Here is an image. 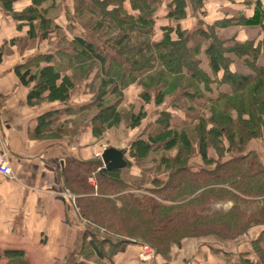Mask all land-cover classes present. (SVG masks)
Instances as JSON below:
<instances>
[{
  "label": "trees",
  "instance_id": "trees-1",
  "mask_svg": "<svg viewBox=\"0 0 264 264\" xmlns=\"http://www.w3.org/2000/svg\"><path fill=\"white\" fill-rule=\"evenodd\" d=\"M22 1L0 0V10L29 27V40L54 39L55 53L64 54L73 71L62 75L56 63L35 74L17 70L22 84H30L29 103L58 101L74 115V130L90 126L95 139L142 130L128 141L122 169L104 170L93 156L62 159L63 188L76 196L70 204L85 221L86 251L110 259L114 249L134 243L161 256L189 238L216 245L247 238L248 250L238 264H264V148L254 146L264 140L260 0H240L252 8L248 19L224 17L209 25L199 20L192 32L159 26L162 35L156 41L153 29L160 18L178 22L188 9L204 16L208 0H70L68 15L87 35L72 38L57 24L61 5L56 0H27L17 13L13 7ZM237 23L255 27L258 35L238 41L236 35H217ZM74 79H83L84 93L91 95L77 109L70 105ZM129 85L137 91L136 110L123 103ZM165 100L170 103L163 108ZM151 101L159 110L146 120L143 105ZM39 120L40 132L54 138L72 134L55 113ZM194 155L199 165L191 164ZM221 202H231L228 211L212 209ZM255 229L260 232L251 238ZM22 255L5 252L6 264H24Z\"/></svg>",
  "mask_w": 264,
  "mask_h": 264
},
{
  "label": "crops",
  "instance_id": "crops-1",
  "mask_svg": "<svg viewBox=\"0 0 264 264\" xmlns=\"http://www.w3.org/2000/svg\"><path fill=\"white\" fill-rule=\"evenodd\" d=\"M163 1L166 4L171 0ZM56 2L62 7H72L73 4L70 0ZM260 2L264 7V0ZM28 3L27 0L17 2L13 8L15 11L21 10ZM205 6L207 15L204 16L193 15L188 9L186 18L178 22L167 17L160 18L153 29L154 40L162 35L159 26L178 27L192 32L199 20L209 25L224 17L236 18L243 15L248 19L253 14L252 8L242 5L240 0H208ZM68 14L64 11L59 13L57 24L67 30L68 38L81 37L79 25L71 24V16ZM164 14L165 11L160 13ZM28 29L24 22L7 16L0 10V149L4 148L8 152L12 169V178L0 177V264H6L5 252L13 251L23 253L24 264H238L241 253L248 250L247 238L219 245L189 238L170 249L166 255L154 254L147 262L139 258L141 247L134 243L114 249L110 259H98L86 251L84 244L88 238L84 236L85 221L78 218L63 188L60 174L62 159L73 156L85 160L97 154L100 157L105 149L103 141L107 136L105 134L100 139H95L90 126L74 130V126L70 125L74 115L66 113L58 101L36 105L29 103L30 84H22L17 70L23 72L29 68L30 74H35L43 67L56 63L57 67L53 66L62 75L69 77L73 71L71 66H67V57L55 53L57 49L54 39L39 36L29 40ZM256 31L255 27L237 23L218 29L217 35L221 39L236 35L238 41L252 39L258 35ZM53 54L49 61L44 58L45 55ZM92 78L85 82L89 83ZM74 80L75 93L71 95L70 105L77 109L83 107L91 99V95L84 93L83 79L78 83ZM136 94L135 90V100ZM135 102L128 97L125 100V103L136 104ZM169 103V100H165L162 107L166 108ZM158 110H154L155 114ZM50 112L55 113V120L63 124L65 130L72 131L71 135L54 138L51 134L40 132L39 125L42 122L39 118ZM122 131L119 134L125 136V131ZM129 140L126 139L124 144ZM122 147L116 149L125 151L127 145ZM191 164L199 165V159L194 157ZM89 182H92L91 178ZM258 232V229L253 230L250 237Z\"/></svg>",
  "mask_w": 264,
  "mask_h": 264
},
{
  "label": "rangeland",
  "instance_id": "rangeland-1",
  "mask_svg": "<svg viewBox=\"0 0 264 264\" xmlns=\"http://www.w3.org/2000/svg\"><path fill=\"white\" fill-rule=\"evenodd\" d=\"M73 3V2H72ZM73 5V4H72ZM71 5V6H72ZM88 7V6H87ZM90 7V6H89ZM60 8H61V12L63 13V11H64V13H73V8L72 7H70L69 5H68V7H62V6H60ZM17 9V8H16ZM88 9V8H87ZM20 9H18L17 10V13H19L20 11H19ZM205 13H206V6H205ZM205 15H207V14H205ZM237 18V17H236ZM71 20V24H77L76 23V21H75V17L73 16L72 17V19H70ZM79 25V24H78ZM80 26V25H79ZM81 32H83L82 30H81ZM87 36L86 34H82V33H80V36L82 37V36ZM89 37H91L90 36V34H89ZM88 83V82H87ZM132 86H127L126 87V89H125V92H124V94H123V103H125V100H126V98L128 97L130 100H132L133 102H135L136 100H135V92H133L132 91V88H131ZM136 98H137V94H136ZM136 104L135 105H133V104H130V103H125L126 105L128 104H130V105H132L133 107L135 106V108H137V107H139L140 106V103H138V102H135ZM144 114H145V117H146V120H152L153 119V116L155 115V112H154V110L155 109H157L158 110V108H156L155 106H154V104H153V102L151 101V103L149 104V105H144ZM142 126V125H141ZM125 130V129H124ZM118 132H123L122 130H119ZM142 132V130L140 129V127L138 128V129H136V130H134V131H127L126 132V135L127 136H121L119 133H114L113 134V132H110V133H108V135L106 134V136H107V138H105V140L103 141V146H104V148L105 149H107V148H109V147H105V146H112L113 148H121L122 146L125 148L126 147V145L128 144V142L126 143V144H124V142H125V140L126 139H134L136 136H138L140 133ZM129 136V137H128ZM263 141L264 140H261V141H257L256 142V144H254V146H258V145H260V146H262V148H264V143H263ZM122 147V148H123ZM128 148V145H127V147L125 148V149H127ZM104 149V150H105ZM95 157H97V156H95ZM194 157H196L195 155H194ZM99 160H100V157H97ZM193 159V158H192ZM192 159H191V161H192ZM137 160V159H136ZM145 166H149V165H146V164H144ZM91 180H92V182H90V184L94 187V189L96 188L95 187V184H94V179H93V177H91ZM96 190V189H95ZM141 192V190H130V191H127V192H129V193H131V192ZM69 196V199H72V200H74V196H71V195H68ZM230 206H231V202L229 203V202H221V203H216L215 205H213V210L215 211V210H223V211H228L229 210V208H230Z\"/></svg>",
  "mask_w": 264,
  "mask_h": 264
},
{
  "label": "built area",
  "instance_id": "built-area-1",
  "mask_svg": "<svg viewBox=\"0 0 264 264\" xmlns=\"http://www.w3.org/2000/svg\"><path fill=\"white\" fill-rule=\"evenodd\" d=\"M99 157V155H96ZM0 177L12 178V169L9 164L8 152L4 149H0ZM154 255V251L151 247L141 246V253L139 254V258H141L144 262H147Z\"/></svg>",
  "mask_w": 264,
  "mask_h": 264
},
{
  "label": "water",
  "instance_id": "water-1",
  "mask_svg": "<svg viewBox=\"0 0 264 264\" xmlns=\"http://www.w3.org/2000/svg\"><path fill=\"white\" fill-rule=\"evenodd\" d=\"M123 155L124 151L116 148L105 149L100 157L104 165L103 169L111 171L124 168L126 166V161L123 159Z\"/></svg>",
  "mask_w": 264,
  "mask_h": 264
},
{
  "label": "bare ground",
  "instance_id": "bare-ground-1",
  "mask_svg": "<svg viewBox=\"0 0 264 264\" xmlns=\"http://www.w3.org/2000/svg\"><path fill=\"white\" fill-rule=\"evenodd\" d=\"M108 149V148H107ZM102 154V153H101ZM100 157H101V155H100ZM101 160V159H100ZM102 161V160H101ZM102 165H103V162H102ZM103 167H104V165H103Z\"/></svg>",
  "mask_w": 264,
  "mask_h": 264
}]
</instances>
